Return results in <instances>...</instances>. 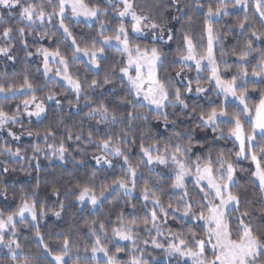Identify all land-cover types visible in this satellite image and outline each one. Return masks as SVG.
<instances>
[{
    "label": "snow or ice",
    "instance_id": "snow-or-ice-1",
    "mask_svg": "<svg viewBox=\"0 0 264 264\" xmlns=\"http://www.w3.org/2000/svg\"><path fill=\"white\" fill-rule=\"evenodd\" d=\"M69 7L72 15L84 17L89 27L99 24L95 35L89 33L78 39L73 34L65 23ZM230 15L238 19L226 32L214 28L223 17ZM201 16L199 39H206V48L203 43H196L192 27L193 17ZM12 21L21 26L12 27ZM46 24L55 28V32L48 31ZM0 25H7L0 30V58L15 67L17 48L25 53V61L42 57L45 78L42 86L34 87L26 68L22 83L10 81L6 76L0 79V98L6 100L31 93L29 99L16 105L15 111L0 107V132L9 138L0 144V158H3L0 159V177L15 172L13 165L17 163L27 160L31 165L40 155L48 158V151L39 144L32 146L31 156L18 145L13 150L12 144L20 141L21 135L9 125L20 123L23 126L19 119L21 114L29 119L46 118V104L54 105L58 113L56 128L65 127L60 133L59 146L47 144L57 135L51 126L43 134L37 131V140L43 139L47 149L52 150V156L65 163L71 155L66 143L74 141L76 151L84 154L80 161L71 157L74 169H94L90 180L83 184L77 182L78 193L69 191L66 197L75 196L82 209L90 204L93 210L112 193L122 192L123 197L131 198L125 201L133 209L130 222L125 224L129 216L122 211L117 225L112 228L111 243L115 252L104 245L99 236L106 233L108 223L101 221L97 227L94 221L88 225L96 240L91 257L83 258L84 264L89 261L100 264L97 259L100 253L105 258L103 264H163L155 258L145 259V249L136 245L134 236L141 227L149 234L155 231L152 246L160 249L165 258L175 257L176 264H264V89L255 105V119L248 103L250 88L256 91L264 85V47L256 46L258 41L264 43V0H94L91 4L84 0H47V3L0 0ZM37 28L45 30L37 34ZM61 30L66 51H62L55 40V48L40 46L35 53L31 51L30 45L39 44L46 37L51 39ZM108 32L111 34L106 35ZM180 33H183L182 41L178 42L170 61L172 65H179V70L174 76L166 73V78H161L159 69L169 55L163 49L176 41ZM228 35L237 40V46L232 49L237 71L230 78L225 75L230 71L223 59L225 53H221L219 60L214 54L215 46ZM143 40L161 43L142 44ZM112 48L121 58H112L111 68L105 70ZM77 60L93 79L89 81L87 75L81 79L78 72L70 71L71 64ZM193 65L198 74L195 79L184 73L185 68L191 70ZM203 70L210 71L207 86L201 83L199 76ZM37 71L41 69L38 67ZM49 83L59 84L67 93L64 97L69 106L67 119L83 112L78 125H73L77 130L66 126L63 99L58 98L55 88L48 87ZM45 88L46 96L37 102L36 92ZM198 131L204 133L203 140ZM209 132L211 139L207 138ZM25 134L34 135L31 130ZM221 140H231L233 147L227 152L223 148L217 150L215 142ZM81 143L94 146L100 153L91 157L93 163H84L88 149L80 148ZM240 160H250L255 165L251 175L259 183L257 186L253 182L254 199H249L247 187L237 178L238 171H250L238 169ZM117 168L119 174L115 171ZM20 170L23 171V167ZM100 172L104 173L105 180L111 176L116 178L110 184H102L97 193L96 179ZM188 177L193 180L191 190ZM10 188L14 208L7 203ZM137 190L139 195L134 197ZM52 191L59 195L57 189ZM0 197L5 201L4 207H0V251L7 249L3 256L8 264H67L65 258H71V238L64 236L57 247L46 242L39 221L51 210L40 204L38 192L29 193L21 187L17 197L14 184L0 181ZM164 197L168 198L167 204ZM134 200L143 201L139 215ZM64 207L61 203L60 209ZM52 215L60 218L61 211H53ZM169 217L177 222L192 223L191 226L181 223L179 232L169 228L170 239L162 243L158 237L164 235L161 228L169 223ZM25 224L30 231L35 230L32 240L37 245L36 255L30 249L26 251L27 245L20 242ZM60 235L63 234H57ZM121 241L131 242L132 247L120 244ZM144 243L147 245L148 241ZM121 253L129 259L123 260ZM80 260L77 257V261Z\"/></svg>",
    "mask_w": 264,
    "mask_h": 264
},
{
    "label": "trees",
    "instance_id": "trees-1",
    "mask_svg": "<svg viewBox=\"0 0 264 264\" xmlns=\"http://www.w3.org/2000/svg\"><path fill=\"white\" fill-rule=\"evenodd\" d=\"M37 3H47V0H36ZM94 0H84V3L91 4ZM51 11V9H48ZM236 10H233L232 12H235ZM249 15H251V9L249 11ZM5 18L7 19V15L5 13ZM242 18V17H240ZM187 19V18H186ZM238 17L236 15H230L227 17H223L217 24L214 25V28L220 32H226L227 28L230 24H235ZM193 31L195 32L196 36V43L200 44L203 43L206 48V39L204 41H200V30L201 25L203 22V17H193ZM225 22H228L227 24ZM58 23V22H57ZM65 23L68 24L71 28V31L73 34L79 39L81 36L87 35L89 33L95 35V29L99 27L98 23H95L92 27H89L87 23L84 22H78L73 20L70 17H67L65 20ZM7 25H0V30ZM11 26L16 28L20 27L18 23L15 21L11 22ZM109 26L111 27V22L109 23ZM177 28L180 27L179 24L176 25ZM187 27V25H185ZM46 28L50 32H55V28H53L51 25L46 24ZM44 28H37L36 33L39 34L40 32H43ZM111 32L106 33V35H110ZM183 33H180L177 36V40L171 42L169 45H166L164 47V51L166 53H169V55L166 57L164 65L159 69V75L161 78H166V73H170L171 75H175V71L179 70V65H172L170 64V61L174 58V53L177 49V44L179 41H182ZM29 40L32 39L31 36L28 37ZM167 39V37H165ZM58 41L61 45V50L66 51V49L63 47L64 45V36L61 33H57L56 35H53L51 39L45 38L43 41H40L39 44H33L30 45V49L33 53H35L36 48L40 46L48 47L49 45L52 46V48H55L56 45L53 44V41ZM70 43V41H68ZM142 44H160V41H150V40H143L141 41ZM83 46V45H82ZM233 46H237V40L234 36L228 35L223 37L221 42L215 46L214 54L217 58V60L221 59V53H225L223 56V59L227 62V64L230 66L229 73H226L230 78V75L235 73L237 71L236 66L234 65V61L236 60V57L232 55V49ZM238 46H242L238 45ZM257 47H264V43L257 42ZM16 54L18 57V62L13 67L9 62H6L5 59L0 58V79L7 77L10 81H15L17 83H22L23 81V74L24 70L27 68L28 74L30 75L32 79V83L34 87L39 88L45 83V78L42 75V70L40 72L37 71V68L39 67L41 69V57H35L30 58L29 60L25 61V53L20 51L19 48L16 49ZM70 56V53H68ZM255 55V54H253ZM112 58H115L116 60H119L120 53L116 52L115 49H111L108 53V63L104 65V69L107 70L111 68L112 66ZM252 63H255V60H252ZM223 68V66H221ZM70 71L72 73H79L81 79H83L86 75L89 79H93L94 77L87 72L85 67L82 66L81 62L77 60L75 63L71 64ZM249 71H251V67L249 66ZM199 73V76L201 77V83L207 86V77L209 76L208 70H203ZM184 73L195 79L197 77V72L195 71V68L189 70L188 68L184 69ZM103 71L100 74V78H103ZM62 83V82H60ZM48 87L55 88L56 92L58 93V98L63 99V105L65 108V122L66 126L69 128H73V125H78L79 121L83 118V112L80 114V116L74 117L73 119H67V110H68V101L67 99H64L65 96H67V93L64 91L62 87L59 86V84H52L49 83ZM111 87V86H107ZM195 87V85H193ZM261 89H264V85H260L256 91H252L251 88L249 90V97H248V103L251 107V116L252 119L255 118V105L259 103V100L261 98ZM47 94V88L44 89V91H38L36 92V96L39 98L46 96ZM31 97V93H29L28 96L24 95H18L17 97H9L8 99L0 98V107H3L6 111H15L16 105L21 104V101L24 99H29ZM74 99V96L72 97ZM221 100L223 97L220 98ZM34 105L32 106V108ZM47 109V117L44 118L41 117L40 120H38L36 117H32L29 119L27 115L21 114L20 120L22 121L23 126H21L20 123H17L16 125H9V127L12 128L13 131H15L17 134L21 135V140L13 143L12 148L15 150L16 146L18 145L22 150H26L28 156L32 155V146L35 144H39V147L41 149L48 151V158H45L43 155L39 156L38 161L33 160L31 161V165L27 160L23 161L22 163H17L13 165L16 168L15 172H12L7 177H0V181H6L9 185H15L17 197L20 194V189L23 187L27 192H38V200L41 205H46V208L51 210L47 212V215L39 221V228L44 235L46 242L50 243L53 247H57L59 244L63 242L64 236H68L71 238L72 241V251L70 253V259L67 258V264H84L83 258L85 256L91 257V248L96 240V236H94L88 228L89 224H92L94 221L96 222V226L98 227L99 223L101 221L108 223V228L106 230V233H99V236L103 242L104 245L111 247L112 251L115 252V247L112 245L111 241L114 239L112 235V228L117 225V217L119 214L123 211L126 216H129V220L125 221V224L130 222V213H132L133 209L125 204L126 200H129L131 198L129 197H123L122 192L118 193H112L108 196V199L104 201L103 204H98L93 210L92 205L84 206L82 209V206L76 202L75 196H67L66 193L69 191L77 192L79 189L76 187L77 182L79 181L81 184L87 182L92 178V173L94 169L92 167H80L78 170L74 169V165L71 162V157L74 156L77 161H80L81 157L84 155L83 153L76 151L77 144L74 141H67L66 147L69 149V153L71 155L69 156V162H61L58 158L52 156V150L47 149V144H53L54 147L59 146L60 142V133L65 131V127L61 126L60 128H56V117L58 116V113L55 110L54 105L52 107H48L46 104ZM84 112L87 111V109L83 110ZM171 111V109H169ZM94 123V122H91ZM51 126L53 129L56 130L57 135L55 140L49 139L47 144L43 139L37 140L35 133L39 131L41 134L45 131L46 128ZM250 127V125H248ZM162 127V124H161ZM27 130L33 131L34 135L29 137L25 133ZM77 130L76 128H73V131ZM139 134H137L138 137ZM66 136V133H65ZM198 136L203 140L204 139V133L198 131ZM212 134L209 132L207 138L211 139ZM259 137V136H257ZM5 139H9L6 136V133L0 132V144H3ZM149 143L151 141H148ZM139 143V139L137 138V144ZM80 148H87V158L85 159L84 163L90 164L93 163L91 161V157L94 154H100L96 152L94 146H88L81 143L79 145ZM233 147V142L231 140L226 141H216L215 142V148L218 150L219 148L225 149L227 152L229 149ZM138 151V148H137ZM197 152H199V149H197ZM23 154V151H22ZM235 159V157L233 156ZM3 159V158H0ZM111 159V158H110ZM213 159H215V155H213ZM193 160H195V156H193ZM37 164H39V169H37ZM21 167H23V171H21ZM238 169L244 168V169H250V171L246 172H239L237 173V178L241 180V182L247 187V195L249 199H254V189H253V177L251 175L252 167L249 163V160H240L237 164ZM116 173L119 174V169L117 168ZM145 175H147V172L145 170ZM115 176L109 177L107 180L104 178V173L100 172L97 174L96 179V191L97 193L100 190V187L104 183H111L112 179H115ZM188 182V188L189 190L192 189L193 182L191 180ZM57 189L58 196L53 193L52 189ZM135 196L139 195V190H137L134 194ZM123 197V198H121ZM18 199L16 203H18ZM136 204V214L139 215L140 213V204L143 203V201H133ZM164 202L167 204L168 198L164 197ZM7 203L11 204V206L14 208L15 203L12 202V189H9L8 192V201ZM64 204V209H60V204ZM5 201L2 197H0V207H4ZM53 211H61V217L57 218L56 216L52 215ZM30 220L31 218L28 217ZM181 223H186L191 226L190 221H184V222H177L171 219L169 217V223L166 225H162L161 230L164 232V235L159 236L158 239L160 242H165L167 239H170V237L167 235L168 229H172V231L179 232L181 231ZM24 231L20 235L19 239L22 245H27L26 251L29 249L31 250V253L33 255L38 254L37 245L32 240V236L34 235V229L29 230L28 226L25 224L22 226ZM184 231H187V229H184ZM58 233H62L63 235L57 236ZM153 236H156L155 231L153 230L151 234L149 232L144 231L141 227L140 231L137 235L134 236V239L136 241V245L140 247L141 249H145L144 256L145 259L151 260L155 258L156 261H163V264H176V260L169 259V257L165 258L163 252L160 249H156L151 244V239ZM235 238V235L233 236ZM145 241H148L147 245L144 243ZM127 244L130 248L132 247L131 242L123 243ZM122 244V245H123ZM87 249V252L85 251ZM7 249H4L0 251V264H8V261L6 257L3 256V253L6 252ZM140 253H137L139 255ZM98 255V254H97ZM121 258L123 260H128V255H125L124 253H121ZM77 257H80L81 260L77 261ZM98 261H100V264H103V259H101V255H98ZM88 264H97V261H89Z\"/></svg>",
    "mask_w": 264,
    "mask_h": 264
},
{
    "label": "rangeland",
    "instance_id": "rangeland-1",
    "mask_svg": "<svg viewBox=\"0 0 264 264\" xmlns=\"http://www.w3.org/2000/svg\"><path fill=\"white\" fill-rule=\"evenodd\" d=\"M233 10H235V9H230V11H233ZM66 16L67 17H70V18H72L73 20H75V21H80V22H84V23H87V22H85V18L84 17H79V18H76V17H74L73 15H72V12H71V8L69 7V9H68V11L66 12ZM88 24V23H87ZM112 49H115V48H112ZM194 66V65H193ZM41 70H42V57H41ZM209 73V75H210V71H208ZM132 74L133 75H135V73H134V71L132 72ZM201 74H203V72L201 71ZM224 99V98H223ZM230 101H231V98L229 97L228 98ZM233 103H236V102H233ZM33 110H34V107H33ZM256 135L257 136H259V133L257 134L256 133ZM249 163H250V165H251V167H252V171H255V165L254 164H252L251 163V161L249 160ZM194 170V169H193ZM253 177V180H254V182H255V184L258 186V179L256 178V177H254V176H252ZM189 180H191L192 182H193V180H192V178L191 177H188L187 178V181H189ZM120 244H123V243H127V242H125V241H121V242H119ZM98 255H101V259H105L104 257H103V254L102 253H100V254H98ZM98 255H97V259L99 258L98 257ZM65 259H67V257L65 258ZM169 259H172V260H176V258L175 257H169Z\"/></svg>",
    "mask_w": 264,
    "mask_h": 264
},
{
    "label": "crops",
    "instance_id": "crops-1",
    "mask_svg": "<svg viewBox=\"0 0 264 264\" xmlns=\"http://www.w3.org/2000/svg\"><path fill=\"white\" fill-rule=\"evenodd\" d=\"M255 115H256V113H255ZM255 119V118H254ZM259 132H257V134H258Z\"/></svg>",
    "mask_w": 264,
    "mask_h": 264
}]
</instances>
